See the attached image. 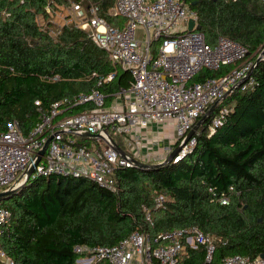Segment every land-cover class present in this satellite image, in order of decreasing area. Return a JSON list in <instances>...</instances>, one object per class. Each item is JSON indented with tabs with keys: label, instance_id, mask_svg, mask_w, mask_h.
<instances>
[{
	"label": "trees",
	"instance_id": "1",
	"mask_svg": "<svg viewBox=\"0 0 264 264\" xmlns=\"http://www.w3.org/2000/svg\"><path fill=\"white\" fill-rule=\"evenodd\" d=\"M186 1L207 44L228 38L253 60L264 50V0ZM87 4L96 5L109 25L124 26V19L110 14L114 0ZM63 6L65 0H0V132L12 121L24 134L31 131L39 120L36 102L48 109L99 89L109 104L129 87L128 71L113 65L87 32L56 26L53 13ZM231 68L204 70L195 80L219 78ZM112 73V81L98 86ZM55 76L59 80L51 81ZM251 77L254 88L226 97L193 134L194 145L183 158L155 169H117V193L85 177L50 176L28 181L3 198L11 219L0 238L2 248L15 264H74L75 246H113L137 230L153 240L197 227L226 243H217L214 264L235 254L264 257V58ZM219 108L227 110L225 120L210 134ZM116 143L124 147L121 140ZM159 195L165 202L157 209ZM185 263L203 264V256L193 253Z\"/></svg>",
	"mask_w": 264,
	"mask_h": 264
},
{
	"label": "built area",
	"instance_id": "2",
	"mask_svg": "<svg viewBox=\"0 0 264 264\" xmlns=\"http://www.w3.org/2000/svg\"><path fill=\"white\" fill-rule=\"evenodd\" d=\"M65 1L67 6L53 13L58 18L57 27L87 32L113 65L128 71L131 83L109 104L99 89L64 98L48 109L36 102L39 120L27 134L17 121L7 123L6 130L0 132V192L15 190L25 180L71 176L85 177L117 193L115 171L132 167L130 158H140L136 130L172 122L179 144L197 121L215 103L217 108L239 83L245 80L237 88L240 92L254 88L255 81L248 74L256 59L248 55L244 46L228 38L220 37L212 46L201 32H187L190 20L198 24L186 0H114L110 14L125 20L122 28L109 25L99 15L98 7L87 4V0ZM45 11L51 13V8L47 6ZM223 66L232 68L219 78L195 80L202 71L217 72ZM113 78L114 73L101 78L98 86ZM58 80L57 76L51 78L53 82ZM81 106L89 108L72 113ZM226 114L225 108L218 109L208 128L210 134L222 125ZM83 134L100 138L84 139ZM116 139L121 140L123 148ZM48 140L44 154L26 179L25 172ZM111 140L125 158L113 149ZM193 145L191 139L174 161L183 158ZM164 202L162 195L157 196L155 208L163 207ZM143 210L146 221L151 223L150 212L146 207ZM10 219V212L0 203V238ZM217 243L226 244L197 227L162 233L153 240L137 230L113 246H75L74 264H186L193 253H201L203 264H214ZM0 264H15L1 244ZM217 264H264V257L235 254L223 257Z\"/></svg>",
	"mask_w": 264,
	"mask_h": 264
},
{
	"label": "water",
	"instance_id": "3",
	"mask_svg": "<svg viewBox=\"0 0 264 264\" xmlns=\"http://www.w3.org/2000/svg\"><path fill=\"white\" fill-rule=\"evenodd\" d=\"M199 31L200 30V26L199 25H195V22L193 20H190L188 23V27H187V32H192V31ZM264 58V50L260 53V55L256 58L252 70L250 71V73L248 74V77L251 76L253 70L256 68V66L261 62V60ZM245 81V80H244ZM242 81L241 83H239L235 88H233L225 97L224 99L230 94L233 93L234 91L237 90V88L244 82ZM217 106V103H215L207 112L206 114L197 121V123L193 126L192 130L185 136V138L171 151V153L168 155V157L162 162V163H158V164H145V163H141L135 159L130 158L129 160L132 162V165L134 167L140 168V169H155L158 167H162L167 165L170 161L174 160L179 152L182 150V148L192 139L193 134L207 121V119L210 117V115L214 112L215 108ZM82 137L84 139H94V138H100L97 135H90V134H83ZM49 140L47 141V143L44 145L43 149L39 152V157L37 158V160L35 161V163L25 172L26 174V179L32 174L34 167L36 166V164L39 162L40 157L44 154L47 146H48ZM111 144L113 146V149L116 150L122 157H126L125 153L116 145V143H114L111 140ZM26 182V180H25ZM24 183H22L21 185H19L15 190H11V191H4V192H0V201L3 200V198H5L6 196L12 194L14 191L19 190L20 188H22L24 186ZM263 258V256H261Z\"/></svg>",
	"mask_w": 264,
	"mask_h": 264
},
{
	"label": "crops",
	"instance_id": "4",
	"mask_svg": "<svg viewBox=\"0 0 264 264\" xmlns=\"http://www.w3.org/2000/svg\"><path fill=\"white\" fill-rule=\"evenodd\" d=\"M162 126L169 127L174 133L172 122L159 125L151 124L146 129L136 130L138 136L137 147L140 156L139 162H143L145 164L162 163L169 155V151H172L178 145L175 144V139L170 140L172 137L169 136L168 139L170 142L165 145L163 149L158 146L159 141L163 139V136L159 134Z\"/></svg>",
	"mask_w": 264,
	"mask_h": 264
},
{
	"label": "rangeland",
	"instance_id": "5",
	"mask_svg": "<svg viewBox=\"0 0 264 264\" xmlns=\"http://www.w3.org/2000/svg\"><path fill=\"white\" fill-rule=\"evenodd\" d=\"M58 19V18H57ZM57 19L55 18V16L53 17V21H55V24H57L58 25V21H57ZM61 20V19H60ZM56 25V26H57ZM55 26V28H53V31L55 32V31H57L58 30V28ZM161 136H163V139H161L160 141H159V143H158V146H160V148L161 149H163L164 148V146L165 145H167L169 142H170V140H173V139H175V134L171 131V129L169 128V127H165V126H162V129H161V131H160V133H159ZM169 136H171L172 137V139H168V137ZM160 144V145H159ZM175 144H177V142L175 141ZM182 151V150H181ZM180 151V152H181ZM179 152V153H180ZM168 157V156H167ZM166 157V158H167ZM165 158V159H166ZM141 163H143V162H141ZM148 163V162H147ZM150 163V162H149ZM27 183V182H26ZM25 183V184H26ZM24 184V185H25Z\"/></svg>",
	"mask_w": 264,
	"mask_h": 264
}]
</instances>
